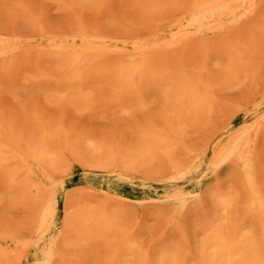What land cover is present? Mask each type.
<instances>
[{
  "label": "rangeland",
  "instance_id": "rangeland-1",
  "mask_svg": "<svg viewBox=\"0 0 264 264\" xmlns=\"http://www.w3.org/2000/svg\"><path fill=\"white\" fill-rule=\"evenodd\" d=\"M206 2L0 0V264H158L169 251L193 264L217 194H237L239 223L251 219L264 0L199 23L191 7ZM79 54L92 65L77 70ZM131 60L169 70L126 85L109 67ZM182 79L194 97L179 103Z\"/></svg>",
  "mask_w": 264,
  "mask_h": 264
},
{
  "label": "bare ground",
  "instance_id": "bare-ground-1",
  "mask_svg": "<svg viewBox=\"0 0 264 264\" xmlns=\"http://www.w3.org/2000/svg\"><path fill=\"white\" fill-rule=\"evenodd\" d=\"M234 0H217V3L211 4L196 3L191 7L195 12V17L199 23H202L205 19H212L215 16L219 17L222 13L228 12L224 6H229V2ZM239 3H247L248 8L253 5L252 0H235ZM227 2V3H226ZM224 3V4H223ZM152 9L160 10V4H153ZM216 25V24H215ZM94 53V52H93ZM82 54H79L73 60V65L77 70L82 68L83 65L90 63V60L84 61ZM130 59H134L132 56ZM162 65L151 66L149 61H135L122 63L109 67L112 69V73L117 75L119 81L123 84H130L133 77H138L141 81L147 75L157 74L158 80L163 81V75L161 71H168L169 66L165 61H160ZM90 65H92L90 63ZM166 66V67H165ZM162 67V68H160ZM91 68V67H90ZM107 67H104L106 69ZM167 69V70H166ZM181 81V82H180ZM183 81V82H182ZM180 92H177L175 99L179 103H182L186 99L194 97V92L188 82L185 80H179L178 83ZM181 84V85H180ZM163 89L164 93H168L174 85L172 82L167 83ZM192 87V86H191ZM160 139V138H159ZM237 140H232L230 144H227L223 148V153L218 155V158L214 160L215 167H218L223 161L228 160L231 157V151L237 144ZM91 144V143H90ZM2 145L0 144V151H2ZM98 151V147L95 148ZM166 156L170 157L168 149L165 150ZM12 157H16V154H11ZM50 154L45 152L41 155L31 154L33 158L48 159ZM174 167V165H173ZM259 187L254 185L251 187L248 198L245 200L246 207L249 210L251 219L246 223H239L237 219V212L235 210V204L237 202V194L233 193L231 196L226 194H217L215 196V204L218 207V214L209 222L202 223L199 227L201 239L198 244V260L193 264H264V227L261 231V236H256V216H264V194L258 190ZM121 200H138L137 197L130 195H120ZM85 218V217H84ZM158 264H186L185 261L179 256L176 251H169L165 253L164 257L158 261Z\"/></svg>",
  "mask_w": 264,
  "mask_h": 264
}]
</instances>
